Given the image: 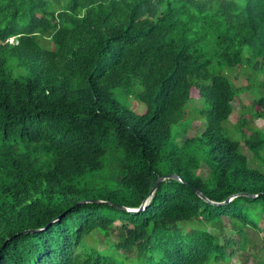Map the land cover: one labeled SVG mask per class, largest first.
Masks as SVG:
<instances>
[{"label":"trees","instance_id":"1","mask_svg":"<svg viewBox=\"0 0 264 264\" xmlns=\"http://www.w3.org/2000/svg\"><path fill=\"white\" fill-rule=\"evenodd\" d=\"M247 69L264 120V0H0V264H208L264 238V129L226 125Z\"/></svg>","mask_w":264,"mask_h":264},{"label":"rangeland","instance_id":"2","mask_svg":"<svg viewBox=\"0 0 264 264\" xmlns=\"http://www.w3.org/2000/svg\"><path fill=\"white\" fill-rule=\"evenodd\" d=\"M251 73L252 69H247L246 71L232 70L227 72L228 76L235 85H246L247 83L249 85V87L241 89L239 95L232 102V111L226 122V125L229 128L234 125L238 117L243 113L244 116L248 119V123L250 126L261 127L262 129H264L263 118L258 117L253 112H251L252 99L260 93V90L254 87L252 84H249L250 82L247 80V75ZM263 77V73L258 74V79ZM125 101H127L128 104L136 111L140 112L144 111L145 109L144 104L131 96H128ZM202 111H204L205 115L207 116L205 107L203 106V101H201V98H199L197 94H195L187 101V104L185 106L184 116L186 119L183 122H186L188 124L185 126V132L177 135L176 139L178 142L182 141V139L187 136H191L197 132H200L204 128L206 117H204V115L201 113ZM233 135L237 137L236 133H233ZM242 150L249 157V164L255 165L257 161L253 159L251 151L246 149L245 146H242ZM197 171L202 175H206V164L201 163V166L197 169ZM246 230L250 241V244H248L246 250H244L242 253L237 252L238 255L233 256V258H227L224 261L213 260L209 261L208 264H242L243 262L244 264H258V260L253 256V253L256 254V257L261 256V264H264V238L262 236V231H258L253 228H246ZM112 239H115V234H111L109 237H107V239H105L98 231H95L90 237H88L87 241L89 243H94L98 248H101L105 245V243L111 241Z\"/></svg>","mask_w":264,"mask_h":264},{"label":"water","instance_id":"3","mask_svg":"<svg viewBox=\"0 0 264 264\" xmlns=\"http://www.w3.org/2000/svg\"><path fill=\"white\" fill-rule=\"evenodd\" d=\"M167 177H172V178H175V179H179V176L177 175V174H175V173H166V174H164V175H161V176H158L157 177V179H156V181H155V183H154V186L152 187V189H151V193H152V191L156 188V186L158 185V183H159V181L161 180V179H163V178H167ZM196 191H197V193L201 196V197H203L204 199H206V200H208V198L205 196V195H203L199 190H197L196 189ZM236 194H238V193H234V194H231V195H229L228 197H226L223 201H221L220 203H226L227 201H229L233 196H235ZM249 195H252V194H250V193H248ZM146 201H147V198H145L142 202H141V204L139 205V207L138 208H128V210H138V209H141V208H143V206L146 204ZM210 201V200H209ZM210 202H212V203H217V202H213V201H210ZM118 207H124V206H122V205H117Z\"/></svg>","mask_w":264,"mask_h":264},{"label":"built area","instance_id":"4","mask_svg":"<svg viewBox=\"0 0 264 264\" xmlns=\"http://www.w3.org/2000/svg\"><path fill=\"white\" fill-rule=\"evenodd\" d=\"M12 39H13V37H9V38H8V41H13Z\"/></svg>","mask_w":264,"mask_h":264},{"label":"clouds","instance_id":"5","mask_svg":"<svg viewBox=\"0 0 264 264\" xmlns=\"http://www.w3.org/2000/svg\"><path fill=\"white\" fill-rule=\"evenodd\" d=\"M11 37H13V36H11ZM13 39H14V37H13Z\"/></svg>","mask_w":264,"mask_h":264}]
</instances>
